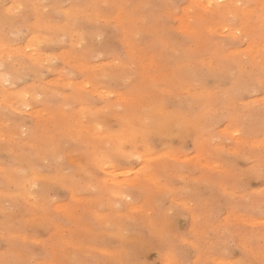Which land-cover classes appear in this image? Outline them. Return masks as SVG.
Masks as SVG:
<instances>
[{"label":"clouds","instance_id":"obj_1","mask_svg":"<svg viewBox=\"0 0 264 264\" xmlns=\"http://www.w3.org/2000/svg\"><path fill=\"white\" fill-rule=\"evenodd\" d=\"M207 3L0 0V264H264V0Z\"/></svg>","mask_w":264,"mask_h":264},{"label":"snow or ice","instance_id":"obj_2","mask_svg":"<svg viewBox=\"0 0 264 264\" xmlns=\"http://www.w3.org/2000/svg\"><path fill=\"white\" fill-rule=\"evenodd\" d=\"M19 7H22V6H19ZM205 7H206V10H208V11H212L214 9H219L220 0H208V3H207V5ZM178 31L181 32L182 34L186 35V36H190L192 34L190 29H189V27L186 26L184 23H181V25L178 28ZM45 42H46V40H44V39H37L35 41V44L33 46H31V47L39 48ZM11 58H12V54L9 53V60H11ZM37 62H39V61L37 60ZM47 62L48 61H45L44 63H47ZM41 66H43V64H41ZM25 95H27V94H25ZM25 107H28L26 102H25ZM83 115H84V118L87 117V111L86 110L84 111ZM233 134H235V133H233ZM98 166L101 168V170H103L105 167H107L106 163H104V162H99ZM261 172H262V174H264V169H262ZM39 179H40L39 177L34 178V180L32 182V188L33 189H35L38 186ZM31 195H32V193L30 191L29 192V196H31ZM59 210L65 212L66 214L68 213V209H66V208L65 209H59Z\"/></svg>","mask_w":264,"mask_h":264},{"label":"rangeland","instance_id":"obj_3","mask_svg":"<svg viewBox=\"0 0 264 264\" xmlns=\"http://www.w3.org/2000/svg\"><path fill=\"white\" fill-rule=\"evenodd\" d=\"M22 43L24 44L25 47H27L26 41L25 42H22ZM47 45H45V44L41 45V47L46 50V54L52 53L53 51H56V52H59L60 51V48L58 46H55V45H49V46H47ZM44 46L45 47L47 46V47L45 48ZM256 183L257 182H253V186H256ZM149 258L151 259L152 257L150 256Z\"/></svg>","mask_w":264,"mask_h":264},{"label":"bare ground","instance_id":"obj_4","mask_svg":"<svg viewBox=\"0 0 264 264\" xmlns=\"http://www.w3.org/2000/svg\"><path fill=\"white\" fill-rule=\"evenodd\" d=\"M45 45H47V44H45ZM47 46H49V45H47ZM47 46H46V47H47ZM44 47H45V46H44ZM46 47H45V48H46Z\"/></svg>","mask_w":264,"mask_h":264}]
</instances>
